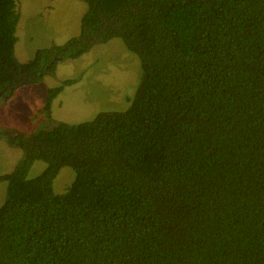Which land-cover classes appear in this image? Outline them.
<instances>
[{
	"label": "trees",
	"instance_id": "trees-1",
	"mask_svg": "<svg viewBox=\"0 0 264 264\" xmlns=\"http://www.w3.org/2000/svg\"><path fill=\"white\" fill-rule=\"evenodd\" d=\"M83 1L78 35L21 62L0 0V103L113 39L140 70L124 110L54 120L67 78L33 132L0 128L23 152L0 174V264H264V0Z\"/></svg>",
	"mask_w": 264,
	"mask_h": 264
},
{
	"label": "rangeland",
	"instance_id": "rangeland-1",
	"mask_svg": "<svg viewBox=\"0 0 264 264\" xmlns=\"http://www.w3.org/2000/svg\"><path fill=\"white\" fill-rule=\"evenodd\" d=\"M19 21L15 55L21 62L31 59L38 48L62 44L80 31L81 16L87 9L83 0H18ZM140 70L138 59L118 39L95 45L89 52L72 60L60 61L53 74L37 84L16 90L12 98L0 103V128L31 133L45 121L42 112L47 88L73 78L53 100L52 118L80 123L98 113L124 110L135 91ZM23 152L0 138V174L11 172ZM46 167L41 160L33 162L28 177L40 174ZM70 167H62L53 182L56 193H62L74 180ZM6 181H0V204Z\"/></svg>",
	"mask_w": 264,
	"mask_h": 264
},
{
	"label": "flooded vegetation",
	"instance_id": "flooded-vegetation-1",
	"mask_svg": "<svg viewBox=\"0 0 264 264\" xmlns=\"http://www.w3.org/2000/svg\"><path fill=\"white\" fill-rule=\"evenodd\" d=\"M35 84H37V83H35ZM15 92H16V91H15ZM15 92H14V94H15ZM14 94H13V95H14ZM13 95H12V96H13ZM10 98H12V97H10ZM10 98H9V99H10ZM4 102H5V101H4ZM1 103H2V102H1Z\"/></svg>",
	"mask_w": 264,
	"mask_h": 264
}]
</instances>
